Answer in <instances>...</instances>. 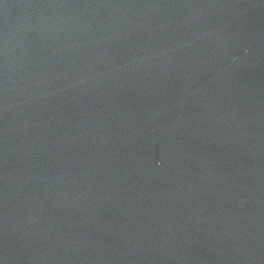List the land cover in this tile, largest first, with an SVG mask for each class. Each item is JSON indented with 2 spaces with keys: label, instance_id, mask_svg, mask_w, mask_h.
I'll return each instance as SVG.
<instances>
[{
  "label": "water",
  "instance_id": "95a60500",
  "mask_svg": "<svg viewBox=\"0 0 264 264\" xmlns=\"http://www.w3.org/2000/svg\"><path fill=\"white\" fill-rule=\"evenodd\" d=\"M0 264H264V0H0Z\"/></svg>",
  "mask_w": 264,
  "mask_h": 264
}]
</instances>
